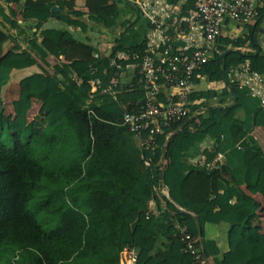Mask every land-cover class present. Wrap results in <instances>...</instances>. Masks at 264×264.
<instances>
[{
    "label": "trees",
    "instance_id": "trees-1",
    "mask_svg": "<svg viewBox=\"0 0 264 264\" xmlns=\"http://www.w3.org/2000/svg\"><path fill=\"white\" fill-rule=\"evenodd\" d=\"M35 2L39 6L26 11L23 19L35 21L37 29L51 16L83 32L89 23L113 29L122 17L117 0H86V19L67 8L71 1ZM55 5L66 13L51 14ZM194 6L195 0H187L182 13ZM132 8L135 19L121 23L120 37L109 50L80 41L65 29L43 28L41 40L34 32L30 50L44 61L53 56L57 62L51 71L43 68L21 79L12 117L4 107V87L13 69L24 64L20 55L36 60L20 45L4 58L10 38L6 23L16 27L18 13L0 5V264H120L122 250L132 244L138 249V264H195L183 251L177 222L201 237L210 264H264L259 254L264 240L249 226L260 203L242 189L255 185L264 172V151L239 144L241 136L264 129V108L247 87L228 78L230 68L246 60L253 69L264 70V52L255 38L264 10L248 23L245 37L221 34L222 53L231 52L220 63L221 54L212 57L198 71L209 82L223 83L221 90L210 91L219 103L190 105L189 115L171 126L172 135L156 136V148L149 153L153 162L147 166L135 134L122 125L126 109L143 97L139 76H134V90L124 86L116 99L103 92L118 71L111 64L115 55L142 49L143 39L126 45L142 18L134 4ZM67 52L82 57L60 60ZM96 79L101 85L92 96ZM195 97L196 91L190 98ZM34 102L40 107L30 118ZM239 112L244 113L240 125L234 123ZM206 139L213 140V147L203 151L206 161L219 157L214 169L188 158ZM221 156L226 159L224 171ZM162 168L169 197L161 195L152 208L155 188L163 185ZM208 226L226 227V251L207 234Z\"/></svg>",
    "mask_w": 264,
    "mask_h": 264
},
{
    "label": "built area",
    "instance_id": "built-area-1",
    "mask_svg": "<svg viewBox=\"0 0 264 264\" xmlns=\"http://www.w3.org/2000/svg\"><path fill=\"white\" fill-rule=\"evenodd\" d=\"M132 2L149 23L142 49L121 50L115 55L111 64L118 71L103 92L116 99L124 86L133 91L134 76H139L138 85L143 97L126 109L122 125L135 134L144 162L149 166L153 162L149 153L156 148V136L163 132L172 135L171 126L189 115V107L195 101L191 100V94L204 77L198 71L212 57L222 54L220 37L224 23L227 20L250 23L264 10V0H195L194 8L186 14L182 13L186 0L179 3L168 0ZM34 31L41 36L39 29L35 27ZM228 78L240 87H247L253 96L260 99L264 108V70L253 69L250 61L246 60L230 68ZM100 85V79L92 82V96ZM218 161L219 157L207 162L204 155L197 163L214 169L219 166ZM161 195L169 197L165 185L155 188V197L150 202L152 208L157 207V199L160 200ZM175 228L184 244L183 251L191 255L195 264H210L201 245V237L190 233L184 223L177 222ZM138 257L136 246L128 245L121 252L120 264H138Z\"/></svg>",
    "mask_w": 264,
    "mask_h": 264
},
{
    "label": "crops",
    "instance_id": "crops-1",
    "mask_svg": "<svg viewBox=\"0 0 264 264\" xmlns=\"http://www.w3.org/2000/svg\"><path fill=\"white\" fill-rule=\"evenodd\" d=\"M71 1L72 4L67 6V8H70L74 11V13H81L84 15V18L86 19L87 15V8H86V0H66ZM113 0H109V3H112ZM169 1V0H168ZM178 2H172V3H179ZM187 1V0H186ZM62 2V1H61ZM60 2V3H61ZM117 2L120 4V8L122 9V17L119 20V24L113 28L108 29L110 32L114 33L118 38L120 37V34L123 30V27L121 26V23L128 19V18H134L136 17V12L132 8V0H117ZM170 2V1H169ZM186 3V2H185ZM183 3V5L185 4ZM0 5H2L6 11L9 13L10 8H13L17 11V22L18 25L16 27H11L9 23H6V30L8 31L10 38L6 41L4 44V58L7 59L13 52L11 51L12 47L15 45H20L23 50H27L31 52L32 56L36 60V64L32 61H28L25 56L20 55V60L24 64H22L19 67H16L12 71L11 80L10 82L4 87L3 90V98H4V107L5 110L13 117L14 110H13V102L16 100L19 96L20 92V81L24 77L36 72L42 70L44 67L46 70L51 71L53 65L57 62L52 63L53 59H55L53 56H50L47 58V60H42L38 55L35 54L32 50L29 48V40L33 36L34 28L36 26V22L33 20H24L23 15L28 11L30 8L38 7L39 5L35 2V0H21L20 3H16L13 0H0ZM182 5V7H183ZM134 7H136L139 12L142 15V18L146 20V24L143 28L139 27L138 24L135 26V32L132 35V37L126 42V45H136L140 42V37L138 38V35L141 36V40L146 34L147 28L149 27L148 19L144 17L141 10L134 4ZM64 13H66V9H64ZM141 18V19H142ZM141 21V20H140ZM139 21V22H140ZM3 23L2 18L0 17V25ZM264 24V20L261 22V25ZM90 26H100L104 27L102 24H88L89 30ZM58 28V29H65L71 32L78 40L82 39L81 33L83 32L80 28H75L73 26H70L66 24L65 22L50 17L46 22L43 23V26L39 29L40 31L43 28ZM261 27V26H260ZM37 28V27H36ZM106 28V27H105ZM107 29V28H106ZM138 29H141V33ZM261 29V28H260ZM86 31V32H87ZM264 31V30H263ZM85 32V33H86ZM139 32V33H138ZM246 34H242L240 36H243ZM239 36V37H240ZM39 40H41V36H38ZM259 36H256V40H258ZM88 41L91 44V38L88 37ZM133 41V44H130L129 42ZM114 43L110 44H104L99 43V47L103 50H109L111 46H113ZM261 46V45H260ZM108 49H107V48ZM263 47V46H261ZM82 57L80 54L76 52H67L65 55H62L60 57V60L69 62L70 60L74 58H80ZM30 62V63H29ZM44 66H42V65ZM51 64V65H50ZM205 78V76L203 77ZM206 79V78H205ZM201 80V79H200ZM198 81V84L200 82ZM222 84V82H218ZM197 91V90H195ZM34 105H38V109L40 107L39 102H34ZM31 114V112H30ZM31 118V117H30ZM244 119V113L239 112L234 114V123L240 125ZM239 144L246 145L247 147L251 149H256L257 147L262 148L264 151V129L262 127L255 128L251 133L241 136L239 139ZM213 147V140L206 139L203 142L197 144L194 146L189 152H188V158L193 161L197 162L202 156H204L203 151L207 149H211ZM222 157V156H221ZM242 189L256 198L260 206L252 216V218L249 221V226L253 229V231L264 240V172L260 173L259 179L255 185H242ZM164 205L162 204V208ZM156 208V207H155ZM207 234L211 236L212 238L216 239L218 246L223 250L226 251L229 247V235L228 231L225 226H216V227H207ZM259 254L261 257V261L264 263V243L260 244V250Z\"/></svg>",
    "mask_w": 264,
    "mask_h": 264
},
{
    "label": "rangeland",
    "instance_id": "rangeland-1",
    "mask_svg": "<svg viewBox=\"0 0 264 264\" xmlns=\"http://www.w3.org/2000/svg\"><path fill=\"white\" fill-rule=\"evenodd\" d=\"M146 24V20L144 18L141 19V21L138 23V26L143 28ZM247 23L239 22V21H226L223 25L222 33L224 35H233L235 37H238L242 34H247ZM261 29L257 33L259 38L257 42L263 46L262 51L264 52V24L261 25ZM141 33V29H138ZM138 32V33H139ZM82 39L83 41H88V37L91 38V44H97V43H104V44H110L115 43L118 40V36H116L114 33L110 32L105 27L100 26H90L89 30L85 33L82 32ZM141 36L138 35V38ZM130 44H133V41L129 42ZM107 48V47H106ZM108 49V48H107ZM251 50V48L247 47L246 50ZM52 63L56 62V59H53L51 61ZM42 65V64H41ZM51 65V64H50ZM43 66V65H42ZM44 67V66H43ZM45 68V67H44ZM222 84L218 82H209L205 78H202L196 86V97L193 104H202V105H217L219 103V97L212 96L210 93L211 90H221L223 87ZM207 93V96L204 94ZM203 106V107H204ZM38 112V105H34L30 117L32 118L36 113ZM69 199V198H67Z\"/></svg>",
    "mask_w": 264,
    "mask_h": 264
},
{
    "label": "water",
    "instance_id": "water-1",
    "mask_svg": "<svg viewBox=\"0 0 264 264\" xmlns=\"http://www.w3.org/2000/svg\"><path fill=\"white\" fill-rule=\"evenodd\" d=\"M55 12H62V13H64V9H62L59 5H55V6H53L52 9H51V14H53V13H55ZM257 35H258V34L255 35V38H256ZM229 52H231V50L223 52V53L218 57L217 62L220 63V62L222 61V59H223V58H224ZM223 80H224V82H225L226 84L229 83V82H228V79L225 77V75H223ZM164 159H165V153H164V155H163V157H162V166H163V164H164ZM221 162H222V171H224V170H225L224 166H225V164H226V159H225V157H221ZM226 174H227V173H226ZM160 177H161V181H162V183H163V185H164L163 168L161 169V175H160ZM229 177H230L231 179H233L232 176H229Z\"/></svg>",
    "mask_w": 264,
    "mask_h": 264
}]
</instances>
